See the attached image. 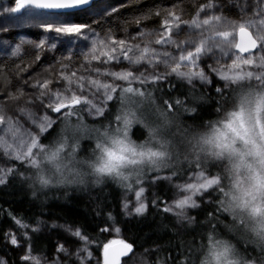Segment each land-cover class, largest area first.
Returning a JSON list of instances; mask_svg holds the SVG:
<instances>
[{"label":"snow or ice","instance_id":"obj_1","mask_svg":"<svg viewBox=\"0 0 264 264\" xmlns=\"http://www.w3.org/2000/svg\"><path fill=\"white\" fill-rule=\"evenodd\" d=\"M136 3L129 0L132 6ZM14 5L4 7L0 15L11 16L23 10L21 19H35L28 10H76L89 17L75 22L40 20L36 27L43 26L45 33L55 35H45L39 42L21 40L12 52L17 58L12 79L39 64L45 52L53 53L47 65L22 78V83L0 88V133L4 134L0 136V148L10 160L40 170L35 178L33 174L23 176L29 187L36 189V183L49 186L50 179L43 174L45 167L64 177L81 142L92 140V150H99L101 155L91 166L98 175L110 177L129 192L139 186L134 213L142 216L148 209L142 198L145 179L171 182L178 174L176 166L186 161L199 171L185 183L175 185L182 196L162 206L163 213L174 218L169 244L177 254L157 264H196L205 249L214 264H264V91H254L251 86L254 81L264 89V0H228L227 4L224 0H192L195 12L190 20L184 19L187 12L179 2L170 8L154 4L130 13H124L111 0H14ZM153 18H160L162 23L149 31L147 22ZM126 25H135L136 32H128ZM121 30L124 35H120ZM58 43L65 51H60ZM25 45L32 50L26 52ZM9 68L7 63L0 64V74ZM214 77L223 83L217 86ZM176 81L183 83L178 85ZM183 84L189 86L188 90ZM197 84L215 92V97L209 95L207 99L214 101L217 112L223 115L200 137V144L207 146L206 157L197 154L181 158L167 133L183 124V120L175 119L177 116L196 119L197 109L190 101L205 99L204 93L197 97L192 91ZM228 89L234 98L230 111L224 108ZM114 100L119 101L120 109L109 112L108 104ZM10 105L12 111H5ZM85 110L89 116L108 121L107 125L103 121L99 127L85 124L81 115ZM73 116L77 118L75 123ZM58 121L61 127L55 138L42 142L52 135ZM134 125L145 129L144 143L132 142ZM238 140L250 147L239 150ZM105 141L112 147L105 146ZM249 155L259 158V171L245 164ZM225 158L232 164L229 191L221 175H205L206 164ZM173 159L174 163H164ZM145 161L152 167L145 168ZM130 167L131 173L126 175L122 169ZM241 167L249 170L247 183L240 179ZM164 169H171L172 174L160 175ZM14 173L12 167H0V185ZM194 197L201 199L197 202ZM153 206L160 207L155 200ZM123 209L128 212L127 202ZM190 209L200 211L191 215ZM13 219L19 228H29L22 219ZM109 219L114 217L109 215ZM41 223L38 220L31 232H40ZM193 226L200 236L199 244L184 239ZM66 230L84 242L74 255L79 264H88V238L79 229ZM249 232L255 233V238ZM23 236L26 241L18 244L11 231L5 234V243L20 248L22 264H64L66 259L73 264L68 241L58 242L55 255L42 261L31 252L30 234L25 232ZM131 251V245L122 244L119 252L110 254L106 246L104 264H120V257ZM0 264L6 262L0 259ZM204 264H209L208 257Z\"/></svg>","mask_w":264,"mask_h":264},{"label":"trees","instance_id":"obj_2","mask_svg":"<svg viewBox=\"0 0 264 264\" xmlns=\"http://www.w3.org/2000/svg\"><path fill=\"white\" fill-rule=\"evenodd\" d=\"M113 4L117 8H122L124 13H130L136 11V9H144L148 5L158 4L164 8L172 7L174 2H179L182 7H185L190 16L194 13L192 0H137L135 6L129 4V0H114ZM0 4L14 5V0H0ZM128 5V7H122ZM15 6V5H14ZM72 18L67 17L65 14L58 16L63 17L65 21H79L89 19L85 13L72 14ZM160 18H153L147 22L148 29L157 28L160 24ZM135 25H126L128 30H131ZM16 31V30H15ZM130 32V31H129ZM123 31H120V35H123ZM48 33L44 32V29H32L23 28L18 29L14 33H8L6 38L8 39V51H0V64L7 63L10 68L4 73L0 74V88H5L16 84L24 74L29 75L35 70L40 68L41 65H47L53 56L51 52H45L44 56L39 64L28 68L27 71H21L15 79H12L15 72V61L17 58L12 56V52L16 45L21 40L40 41ZM61 52L65 51L61 45L58 46ZM24 50L31 51V46L25 45ZM23 67L27 68V63L23 64ZM215 79V78H214ZM216 80V79H215ZM217 86L223 82L216 80ZM178 85L183 82L176 81ZM252 88L260 87L256 82H252ZM188 85L183 84L184 90H188ZM247 90V84L245 85ZM197 97L204 93V100L190 101L194 104L197 112L196 119L185 118L183 128H187L191 131H210L207 127L209 124H215V122L222 118L223 112H217L214 101L207 99L209 95L215 97V92L208 89L206 86H200L197 84L195 89H192ZM229 100L224 103V108L227 110L232 109L233 96L230 93L231 89H228ZM159 97V93L155 94ZM120 109L119 101H112L108 104L109 112H116ZM108 113H106L107 115ZM84 123L90 127H99L101 121L107 125L108 121L103 120L102 117H97L93 120L87 118L84 114H81ZM76 117L71 118L72 122H76ZM188 124L196 125V129H191ZM115 126V125H113ZM219 126V125H217ZM60 122L58 121L54 128L51 130L52 135L48 136V139L42 141L48 143L55 138V134L60 130ZM182 128V130H183ZM130 137L132 140L142 143L146 138L145 129L140 125H134L131 128ZM95 147V142L92 140H83L81 142V148L77 153L78 157H82L89 154ZM184 156L181 155V158ZM191 158V157H189ZM11 167L15 169L14 174H10L6 178V183L0 185V257L6 262V264H22V261L18 258L17 248L11 243H5V234L12 228H14L15 220L13 217L22 219L23 222L29 225L28 229H24V233L28 232L31 236V252L33 255L49 256L54 249V240L51 236L44 234L43 228L52 224L59 226H65L70 229H79L87 238V248L91 256L95 259L96 264H104V249L110 242V237L105 233V230L109 227L118 229L122 235V242L132 246L133 253H140L145 257L147 264H157L158 261L165 260L169 255H176V251L170 249V236L171 228L174 223V218L168 214L163 213L162 206L173 199L174 191L169 184L165 181H159L151 183L147 178L142 185L145 188V203L148 205L147 212L142 216H127L121 209V201L125 188L122 187L119 182L113 179H107L100 186H89L88 188H70V187H49L47 190L38 191L32 187H29V181L23 179L25 175H31L32 170L28 168L26 163L19 161L11 162ZM245 164L247 162L245 160ZM226 166H231V162L225 158L220 162H213L206 164L205 167L208 172H211L213 176L221 175L223 177V183L226 180H230L231 177H224L223 169ZM178 174L173 177L172 182L181 183L188 175L199 171L195 167V164L189 166L185 161L183 164L177 166ZM247 167H242V172L239 170L240 179L243 181L246 179ZM172 174L171 169H164L160 172L162 176H168ZM36 191L35 197L33 191ZM201 198L197 199V202ZM157 201L160 207L153 206V201ZM200 210L190 209L189 214L196 215ZM11 214V215H10ZM109 215L114 219H109ZM203 215V212L200 213ZM42 221L39 225L40 232L33 233L31 228L37 225V221ZM168 225V228H165ZM190 234H186L184 239L188 242L195 244L201 243L200 236L197 235L196 226L192 229H188ZM55 238L62 241H68L71 246L83 247V244L74 242L73 240L62 235L60 232H54ZM23 241H26V237L23 236ZM174 248L175 241H172ZM159 249L158 255L156 250ZM132 253V254H133ZM131 254V255H132ZM129 258V257H128ZM128 258L124 259L127 260ZM123 260V261H124ZM122 261V262H123Z\"/></svg>","mask_w":264,"mask_h":264},{"label":"rangeland","instance_id":"obj_3","mask_svg":"<svg viewBox=\"0 0 264 264\" xmlns=\"http://www.w3.org/2000/svg\"><path fill=\"white\" fill-rule=\"evenodd\" d=\"M112 3H114L115 1L114 0H111ZM200 3H203V0H199ZM224 3L227 4L228 3V0H224ZM6 6H14V5H7V4H0V11H3V8L6 7ZM230 8H232L233 6L229 5ZM184 9H186L185 7H183ZM194 8V7H193ZM32 16L35 17V19H32V18H23L21 19L20 17H24L25 14H24V11L16 16L15 14L9 16L7 14L5 15H0V41H7L8 42V39L6 38V35L8 33H14L16 32L18 29H23V28H32V29H38V30H41L44 29L43 26L41 27H36V24L40 22V20H47V19H51V20H63L64 18L63 17H60L58 15H55V14H47V13H43V12H39V11H34V10H28ZM187 14H185L184 16V19L186 20H190L192 19L194 13L192 16H190L188 13V11L186 10ZM195 12V11H194ZM83 14V12H82ZM73 15H67V17L69 18H72ZM162 21H160V24L157 28H154V29H158L160 28V25H161ZM7 27L9 29V31L7 32H4L3 29ZM154 29H148L149 31L151 30H154ZM16 30V31H15ZM130 31V33H135L136 32V26H134L133 28H131V30H128V32ZM49 36H54L55 34H52V33H48ZM124 35V34H123ZM39 42V41H37ZM60 44L58 43L57 44V47L59 46ZM2 49L4 51H8L10 49V47L8 48V43L5 45V44H0V51H2ZM170 51H173L175 52V49H169ZM2 54V53H0ZM259 54V53H257ZM50 58L52 57L49 56ZM50 62V61H49ZM48 62V63H49ZM207 62H212V61H206ZM230 63V61H229ZM117 70H119V67L117 68ZM163 70V69H161ZM36 70L32 73H30L29 75H26L24 74L22 76V78H26L30 75H32L33 73H35ZM22 78L19 79V81L17 83H22ZM216 80H219L218 78L214 77ZM222 82V81H221ZM27 87V86H25ZM29 91H32L31 89H29ZM5 111H8V112H11L12 111V106L10 105L9 107H7L6 109H4ZM81 114H84L87 118L93 120L97 117H93V116H89L87 111L85 110L84 112H82ZM53 116H55L56 114H52ZM26 128L28 129H31V125L30 124H26L25 125ZM4 135L3 133H0V136ZM236 147L241 150V151H246L248 147H250V145H245L243 143V141H240L238 140L237 141V144H236ZM257 159V157H254V156H247L245 158L246 162H247V165H252L253 162ZM0 161H7V164H0V167H11V162H15L16 160L14 159H9L5 154H4V151L2 148H0ZM17 162V161H16ZM240 171L242 172V167L240 168ZM246 177H248V174H249V170L246 171ZM196 173H192L190 175L187 176V178L181 182V183H176V182H169V181H165L167 182V184H169V186L172 187L173 191H174V195H173V199L170 201L169 204L173 203V201L178 197V196H182L183 194L179 192V190L175 187L176 184H183L185 183L186 181H188V178L189 177H193ZM206 175V174H205ZM152 183V182H151ZM142 186V185H141ZM138 187L137 186L136 188L133 189V191L129 192L125 189V192L123 193V197H122V201H121V209L122 211L127 215V216H137L135 213H134V208L135 206H137V202H136V197H135V191L138 190ZM143 200L145 201V192L143 194ZM200 197H194V199H199ZM127 202L129 204V209H128V212L126 213L123 209V204ZM58 227L53 229L51 228V225L49 226H46V227H42L43 229V232L44 234L46 235H49L53 238L54 240V249H53V252L51 255L49 256H39V255H34L36 257H39L42 259V261H48L50 257H53L55 255V247L57 245L58 242L60 243H63L65 241H62V240H58L56 239L55 237V234L54 232H60L62 233V235L66 236L67 238L73 240L74 242H77V243H80V244H83L84 242L77 239L76 237H73L71 235V233L69 231H67L66 229H69L65 226L61 227L59 225H57ZM74 230V229H72ZM9 231H11L12 234L16 235L17 236V239H18V244L19 243H23V233H24V229L22 228H19L17 225L14 226V228L10 229ZM8 231V232H9ZM105 233L108 237H110V244H114V243H118V242H122V238H123V235L122 233L114 228V227H109L105 230ZM109 244V245H110ZM17 248V252H18V258L20 259V248L15 246ZM68 249L70 252L73 253V256L71 257V261L73 262V264H79V261H76V258H75V252L81 248L80 246L79 247H74V246H71L70 244L67 245ZM88 253H90L88 251ZM0 259L3 260L2 257H0ZM21 260V259H20ZM97 262H95V259L91 256V258L88 260V264H96ZM103 263H104V257H103ZM64 264H70V261L68 259H66L64 261ZM121 264H147V261L145 260V257L140 254V253H133L132 255L129 256V258L127 260H124L123 262H121Z\"/></svg>","mask_w":264,"mask_h":264},{"label":"clouds","instance_id":"obj_4","mask_svg":"<svg viewBox=\"0 0 264 264\" xmlns=\"http://www.w3.org/2000/svg\"><path fill=\"white\" fill-rule=\"evenodd\" d=\"M254 91L261 92L264 91V89H261L260 87H254ZM262 116V122H264V113L261 114ZM178 122L180 120L184 121V118L181 116H177L175 118ZM183 124H185L183 122ZM183 124L177 128L173 127L167 135L172 140L173 144L175 145V148L179 150L180 155L188 156V157H195V155H199L201 158H205L207 155V146L200 144V137L205 134L203 131H189L187 128H183ZM191 129H196V125L194 124H188ZM183 128V130H182ZM135 144H140L134 140H132ZM144 143V142H142ZM105 146L112 147L110 142L105 141ZM95 148V147H94ZM93 148V149H94ZM101 155L99 150L91 151L89 154H86L82 157H76V159L70 164L69 170H66L64 173V177H58L55 173V170L50 167H45L43 174L50 179L49 186H42L39 183L35 184V187L38 191H44L47 190L49 187H52L55 185L56 187H70V188H88L89 186H100L102 183H104L107 179H111L107 176H100L98 175L94 168L91 166L95 163H97V158ZM173 157H175V150H173ZM173 161H165L164 163H174ZM253 168H255L257 171L260 170L261 164L259 161V158H257L253 164L251 165ZM145 168H151L152 165L145 161L144 162ZM231 166H226L223 169V175L224 177H231L230 180H226L224 183V187L226 191L232 190V180L233 177L230 173ZM131 167L122 169V171L128 175L131 173ZM33 177L35 178L37 175L40 174V170L33 169L32 170ZM249 175V174H248ZM245 183L248 181L245 179L243 180ZM249 236L252 238H255V233L249 232ZM235 244V241H233ZM251 247V245H250ZM205 257H208L209 264H214V262L211 261V257L209 256V253L207 249L203 251V254L199 255V259L196 262V264H204Z\"/></svg>","mask_w":264,"mask_h":264},{"label":"water","instance_id":"obj_5","mask_svg":"<svg viewBox=\"0 0 264 264\" xmlns=\"http://www.w3.org/2000/svg\"><path fill=\"white\" fill-rule=\"evenodd\" d=\"M35 11H39V12H43V13H47V14H66V15L81 13V12L76 11V10H67V11L35 10ZM22 12H23V10L21 11V13ZM21 13H18V14H15V15L18 16ZM238 39H239V37H237V40ZM122 244H126V243L118 242V243H114V244L108 245L107 247L109 249V253L112 254V253L119 252L121 250V248H122ZM132 253H133V249L127 255L121 256L120 257V264H121V262L124 259L128 258Z\"/></svg>","mask_w":264,"mask_h":264}]
</instances>
